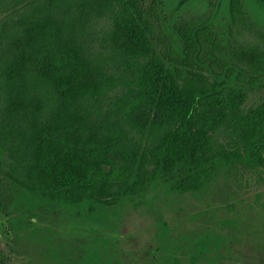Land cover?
Masks as SVG:
<instances>
[{
	"label": "trees",
	"instance_id": "obj_1",
	"mask_svg": "<svg viewBox=\"0 0 264 264\" xmlns=\"http://www.w3.org/2000/svg\"><path fill=\"white\" fill-rule=\"evenodd\" d=\"M1 7L0 211L23 191L93 210L223 169L242 190L264 179V26L244 0L171 23L160 0ZM159 101V119L135 113Z\"/></svg>",
	"mask_w": 264,
	"mask_h": 264
},
{
	"label": "rangeland",
	"instance_id": "obj_2",
	"mask_svg": "<svg viewBox=\"0 0 264 264\" xmlns=\"http://www.w3.org/2000/svg\"><path fill=\"white\" fill-rule=\"evenodd\" d=\"M209 0H160L165 22L200 14ZM226 14L227 0H215ZM264 26V0H244ZM6 7V6H4ZM6 12L0 8V21ZM251 94L247 104L258 100ZM163 102L140 105L142 120L159 119ZM264 264V179L239 189L223 169L199 192L160 184L113 207L66 205L19 192L0 211V264Z\"/></svg>",
	"mask_w": 264,
	"mask_h": 264
}]
</instances>
